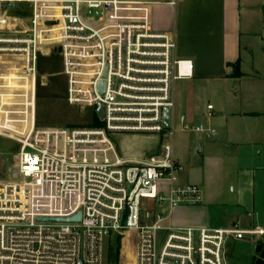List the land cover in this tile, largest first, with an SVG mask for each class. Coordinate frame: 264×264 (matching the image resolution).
I'll list each match as a JSON object with an SVG mask.
<instances>
[{
  "label": "built area",
  "instance_id": "2783aa9c",
  "mask_svg": "<svg viewBox=\"0 0 264 264\" xmlns=\"http://www.w3.org/2000/svg\"><path fill=\"white\" fill-rule=\"evenodd\" d=\"M86 10L98 13L97 20L86 19ZM176 49L175 33L154 30L144 0H0V137L18 144L21 178L0 181V264H111L106 241L119 236L123 256L132 234L133 258L119 264H228L231 240L264 238L261 228L167 225L174 209L204 201L201 187L178 183L184 168L174 154V86L192 77L193 65L176 59ZM52 51L62 61L68 105L96 115L102 106L103 127H38L40 62ZM183 129L216 135L203 125ZM166 132L161 153L142 161L120 157L111 139ZM33 195L54 204L74 201L77 208L35 214ZM145 202L167 205L169 213L154 216ZM78 212L79 224L37 222Z\"/></svg>",
  "mask_w": 264,
  "mask_h": 264
},
{
  "label": "crops",
  "instance_id": "0c3cea01",
  "mask_svg": "<svg viewBox=\"0 0 264 264\" xmlns=\"http://www.w3.org/2000/svg\"><path fill=\"white\" fill-rule=\"evenodd\" d=\"M144 1L151 4L154 30L175 33L176 59L193 65L192 77L174 86L171 127L174 154L184 168L178 183L201 187L204 201L174 209L167 225L254 229L240 224L244 213L254 210L257 174H264L259 164L264 153V48L259 49L256 40L264 32V0ZM234 66L241 74L238 78L233 76ZM208 98L213 103L204 109ZM210 105L212 111L207 109ZM185 124H205L216 135L185 131ZM154 140L147 154L157 149L158 138ZM147 154L125 157L142 161ZM153 209L154 216L169 213L167 205L158 209L153 203Z\"/></svg>",
  "mask_w": 264,
  "mask_h": 264
},
{
  "label": "rangeland",
  "instance_id": "374dc122",
  "mask_svg": "<svg viewBox=\"0 0 264 264\" xmlns=\"http://www.w3.org/2000/svg\"><path fill=\"white\" fill-rule=\"evenodd\" d=\"M85 18L89 20H97L99 14L95 11L86 10L84 12ZM264 36L262 32L257 38L259 44L258 48H264ZM46 60H41L40 68L42 74L40 76V90L38 98L37 108V125L40 128L46 129H63V128H88L92 124V116L94 114L93 108L88 107H71L67 103V80L63 74V66L61 58L58 56V52L52 51L50 57H44ZM213 100H204L202 107L206 109L208 103ZM206 126L205 124H203ZM199 126V125H198ZM103 127V124L101 125ZM100 127V128H101ZM196 128V127H194ZM167 132L160 136L148 135V134H126V135H114L111 137L114 142L119 156L126 159L125 156H134L139 153H148L150 144L154 139L158 138L157 149L147 155L143 156V159H148L152 156L159 155L162 150L163 144L167 140ZM203 135V134H202ZM200 144L197 145L199 150ZM18 153V144L13 140L0 137V181L4 183L21 182V178L18 176L16 169V159ZM126 153V155H125ZM258 159V158H257ZM259 164L264 168V153L259 159ZM263 173V172H262ZM257 174L256 181V200L254 203V210L248 213H244V217L240 224L241 228H263L264 229V187L263 178L260 182V175ZM261 184V185H260ZM77 208L74 201L54 204L48 201H42L38 199V195H33L32 210L33 213L39 214H62ZM144 210L154 212L153 203L145 202L143 205ZM113 235L104 246V256L106 261L111 264H117L114 256L115 248L117 245V239ZM262 238L246 237L241 241L231 240L227 247V262L228 264H252L253 260L257 257L256 247L257 243ZM126 255L121 256L120 263H129V256L133 258L134 255V235L132 234L129 240L128 247L126 249ZM123 254V251H122Z\"/></svg>",
  "mask_w": 264,
  "mask_h": 264
},
{
  "label": "trees",
  "instance_id": "16d2710c",
  "mask_svg": "<svg viewBox=\"0 0 264 264\" xmlns=\"http://www.w3.org/2000/svg\"><path fill=\"white\" fill-rule=\"evenodd\" d=\"M43 60H46V58ZM234 77H240L241 74L239 73V69H238V66H234ZM40 73L42 74V69L40 68ZM39 90H40V87H39ZM39 90H38V98H39ZM92 119H93V122L92 124H90L88 126V128H100L102 123L100 122V120L98 119L97 115L93 114L92 116ZM121 249H122V244H121V238H118L117 239V245H116V248H115V253H114V256L116 258V263L119 264L120 262V252H121ZM127 249V245H125L124 249H123V254L126 255V250ZM256 254H257V257L253 260V263L252 264H264V238L259 241L257 243V247H256Z\"/></svg>",
  "mask_w": 264,
  "mask_h": 264
},
{
  "label": "water",
  "instance_id": "95a60500",
  "mask_svg": "<svg viewBox=\"0 0 264 264\" xmlns=\"http://www.w3.org/2000/svg\"><path fill=\"white\" fill-rule=\"evenodd\" d=\"M105 85L101 84V93L104 94ZM97 115L100 120H103V108L99 106L97 109ZM170 111L168 109L165 110L164 113V127L165 129L170 128ZM201 152V150L199 151ZM82 221V213L78 212L76 215L70 218H38V223H49V224H79Z\"/></svg>",
  "mask_w": 264,
  "mask_h": 264
}]
</instances>
